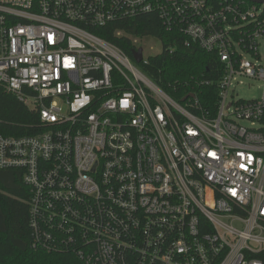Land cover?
Segmentation results:
<instances>
[{"label":"built area","instance_id":"1","mask_svg":"<svg viewBox=\"0 0 264 264\" xmlns=\"http://www.w3.org/2000/svg\"><path fill=\"white\" fill-rule=\"evenodd\" d=\"M145 13L217 57L213 110L173 99L100 34ZM250 81L260 95L238 96ZM2 92L38 116L34 134H0L33 247L84 264H264V2L0 0Z\"/></svg>","mask_w":264,"mask_h":264},{"label":"trees","instance_id":"2","mask_svg":"<svg viewBox=\"0 0 264 264\" xmlns=\"http://www.w3.org/2000/svg\"><path fill=\"white\" fill-rule=\"evenodd\" d=\"M100 33L128 57L142 39L159 41V53L139 65L145 75L173 99L185 103L192 94L203 111L213 110L221 64L217 57L196 44L186 45L182 33L166 30L156 13H145L114 22ZM116 31H121L116 35ZM136 40V41H135ZM37 113L14 95L0 93V134L30 135L38 131ZM29 188L19 169H0V264H84L72 251H47L32 246L29 225ZM128 264H138L129 261Z\"/></svg>","mask_w":264,"mask_h":264},{"label":"rangeland","instance_id":"3","mask_svg":"<svg viewBox=\"0 0 264 264\" xmlns=\"http://www.w3.org/2000/svg\"><path fill=\"white\" fill-rule=\"evenodd\" d=\"M141 46H142L143 58L153 56V55L159 53L161 50L160 42L153 40V39H149V38L142 39L141 40ZM261 52H263V50H261ZM138 67H140V66L138 65ZM245 82H247V80H245ZM250 83L252 84V86L250 88H246L243 86H238L236 88L238 96L244 97V98H251V97H256V96L260 95L261 83L257 82V81L256 82L250 81Z\"/></svg>","mask_w":264,"mask_h":264},{"label":"water","instance_id":"4","mask_svg":"<svg viewBox=\"0 0 264 264\" xmlns=\"http://www.w3.org/2000/svg\"><path fill=\"white\" fill-rule=\"evenodd\" d=\"M254 2H257V3H263L264 0H253ZM142 58H143V54H142V47H139L134 53H133V60L136 62V63H139L142 61ZM188 96H193L192 94L188 95ZM187 96V97H188ZM185 97L184 100L187 98Z\"/></svg>","mask_w":264,"mask_h":264}]
</instances>
